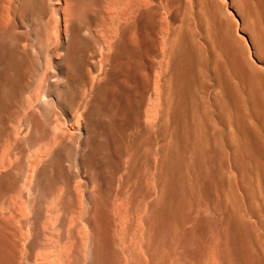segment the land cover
<instances>
[{"label": "rangeland", "instance_id": "374dc122", "mask_svg": "<svg viewBox=\"0 0 264 264\" xmlns=\"http://www.w3.org/2000/svg\"><path fill=\"white\" fill-rule=\"evenodd\" d=\"M8 1L0 0V30L3 27L14 28V33L27 30L12 14ZM90 1L89 9L79 16L84 30L77 34V45L83 52L75 65L76 81L66 82L60 70L54 69V75L63 78L67 89L57 90L51 85L55 79H44L40 72L43 63L20 68L25 70L19 80L22 93L7 91L5 97L0 76V97L8 99L0 104V178L4 180L0 186V250L12 264H44L48 255H57L59 264H86L90 248L88 229L83 223L90 193L95 197L97 211L105 217L110 237L115 227L111 215L127 208L129 215L136 218L150 206L154 196L149 184L157 155L159 122L145 118V112L153 106L150 98L156 76L168 65L163 57L165 37L169 38L168 52L185 51V39L192 37L205 56L196 65L182 59L183 89L179 100L170 74L165 72L161 78L162 87L168 90L163 110L167 117L164 141L168 160L166 183L154 206V227L164 249L159 264H203L208 251L216 247L220 238L226 210L222 203H214L204 178L199 177L196 182L180 180L176 162L185 154L188 168L189 154L197 151L206 159L213 149L210 127H223L224 135L232 138L244 161V172L264 205V129L247 101L243 70L229 65L218 41L224 17L217 16L213 0H142L150 14L139 23L132 14L121 13L125 0ZM242 1L247 6L249 24L259 35L258 51L264 72V7L258 0ZM60 2L58 13L64 8L63 0ZM38 3L42 7L36 10L34 24L39 29L40 39L47 50L64 56L56 38L49 36L56 13L49 7V0H38ZM68 4L70 14L77 2L69 0ZM197 5H200V20L197 19ZM169 11L176 12L175 20L171 21ZM19 18L27 19L25 15ZM183 24L190 32L180 30ZM203 35L211 42L208 52ZM17 37L13 32L9 36L12 42ZM152 40H156L155 49L149 44ZM239 40L248 51L247 39L239 36ZM107 42L108 88H114L120 82L130 87V109L112 136L108 135L107 124L101 123L96 128L94 142L84 153L89 164V170H85L80 167L79 155L86 141L84 124L87 121L80 118L75 125L76 113L84 105L81 100L85 90L93 80L100 79L101 48ZM130 43L137 44L138 49H130ZM20 45L25 47L27 43L21 41ZM212 60L216 62L215 78L209 69ZM93 65L96 66L94 74ZM13 74H17L15 69ZM252 74L264 95V76ZM68 92L75 94L72 105ZM44 93L50 99L58 94L59 102L46 105L43 112L34 113L32 103ZM212 98L221 105L224 116L221 120L226 126L218 120ZM210 107L212 123L208 117ZM98 109L108 121V101ZM25 116L32 121V127L26 124ZM250 125L261 138L262 146L248 131ZM60 155L63 161L57 169H45ZM228 165V160L224 162L217 158L213 169H226ZM235 176L230 174V181L235 182ZM38 177L45 179L44 187L36 183ZM26 188L32 191L30 196ZM225 198L227 211L235 218L228 235L233 262L240 264L247 260L250 264H264L262 233L253 221L239 218L244 209L236 205L230 190ZM192 222L195 223L193 230L190 229ZM188 241L190 246L186 247ZM106 249L103 264H125L114 245Z\"/></svg>", "mask_w": 264, "mask_h": 264}, {"label": "bare ground", "instance_id": "6f19581e", "mask_svg": "<svg viewBox=\"0 0 264 264\" xmlns=\"http://www.w3.org/2000/svg\"><path fill=\"white\" fill-rule=\"evenodd\" d=\"M60 1L61 0H49V7H51L57 16L54 20V27L49 36L53 35L56 38L57 46L64 53V56L57 52L54 54L53 52L47 50L40 39L39 29L34 24V15L36 10L42 7V5L38 3V0L8 1V6L12 14L15 15V17H18V22H21L23 28H26L27 30L21 32L19 31L17 33H14V28L8 30L3 27L0 30V39H4L0 41V76L3 80V88H5V97L7 91H10L11 93L23 92V90L19 87V80L25 74V70H21V67H29L32 65L36 66L43 63V69H41L40 72L44 75V79H55L54 82H51V85L56 87L57 90H60L61 88L67 89L63 78L68 83L76 81L77 75L75 72V65L79 56L83 52L77 45V34L78 32L84 30V24L80 21L79 16L84 10L89 9L90 0H75L77 2V6L74 10L71 9L73 11L70 12V14L67 12V5L71 4L70 2L68 4L69 0H63L64 8L60 11V13H58L61 6ZM258 1L260 5L264 7V0ZM213 2L217 6V16L223 15L224 17V19H222L223 27L222 30L219 31L218 35V41L221 45L224 56L231 67L238 66L241 70H243V76L247 84V101L252 107L254 117L264 129V95L252 74L255 72L264 76V72L262 71L263 61L258 51L259 35L254 30L253 26L249 24L247 6L242 0H224L223 3L218 0H213ZM125 11L137 18L139 23L145 16L150 14V11L143 6L142 0H125V3H123L121 7V13H125ZM197 11V19L200 20V5H197ZM22 15L27 17L26 21H22V19L19 18ZM165 16H167L166 13ZM168 16L171 21H173L176 18V12L169 11ZM180 30L187 31V33L190 32L189 28L187 29L184 24ZM12 32L13 35L18 36V39L14 42L10 41L9 38V36L12 35ZM240 33H244L246 36H242ZM239 36L247 39V44H249L248 51L242 47ZM164 40L166 44L163 57H165L166 61H168V65L165 67V71L160 70L159 75L156 76L154 93L150 98L153 106L145 112V118L153 119L159 122V141L156 145L157 155L155 158V167L152 171V177L149 184V190L154 198L149 204L150 206L136 218L129 215L127 208H123L121 211L111 215V217L115 219V227L113 235L110 237V234L106 229L105 217L97 211L95 197L93 196V193H90L89 196H87V211L83 223V226L88 229L87 239L90 248L88 262L86 264H103V257L107 254L106 248L109 245L115 246L116 252L122 255L125 264H159L163 259L164 249L162 246V240L157 235L154 227V206L166 183L168 160L167 145L164 141L166 135L165 122L167 121V117L163 112L168 99V90L162 87L161 78L165 72L170 74L174 92L179 100L183 89L182 59L185 58L191 65H196L199 61L201 62L205 56L203 55L204 51H200L194 43L192 37H186L185 51H181V49H179L177 52H168L166 45L169 44V38L166 36ZM202 40L203 43H205L207 48L206 51L208 52L211 48V42L204 35ZM21 41H25L27 45L25 47H21ZM149 44L155 49L156 40H152ZM114 45L115 43L112 47H114ZM129 48L138 49V46L137 44L134 45L130 43ZM100 58V79L98 81H91L92 85L85 90L82 96L81 101L84 105L76 113L78 120H76L75 125L79 123L80 118H85L87 121V123L84 124L86 141L83 145V151L79 155L80 167L85 170H89V164L85 159L84 153L88 149V145L94 140L96 128L101 123L107 124L108 135L112 136L116 129L122 125L123 120L130 109V87L125 85L123 82H120L116 87L108 88V42L107 44H103ZM42 59L43 61H41ZM215 66L216 62L212 60L209 65V69L211 70L213 77L215 74L213 71ZM55 67L60 70L63 78L59 79L54 75ZM13 69L17 71L16 75L13 74ZM92 73H96L95 65L92 67ZM67 95L69 103L72 105L75 99V94L73 92H68ZM120 96L121 98L119 99ZM5 97H0V104H4L8 101ZM107 101L108 109H110L108 111V121H106V118L99 113L98 109L100 105ZM58 102V94L53 96L52 99L48 98L45 93L41 94L32 103V111L34 113L37 111L43 112L46 105H56ZM212 102L216 106L218 120L221 124L225 125L222 121L224 116L221 105L213 98ZM208 112L210 114V116H208L209 122L212 123L213 115L211 107L208 108ZM27 116L30 115L28 114ZM176 120H179V114L177 115ZM25 121L29 127H32V121H30L28 117L25 118ZM250 126L251 128L248 127V131L256 137L255 140L257 143L260 142V146H262L263 142L261 138L258 137V135L256 136V130H254V132L252 128L253 126ZM147 128H150V125L147 126ZM210 130L212 135L210 143L213 148L212 152L206 156V159H203L198 151L192 152L189 154L190 161L188 168H186L185 165L186 155L182 154L180 159L176 162V171L179 179L185 182L188 180L196 182L199 177L204 178L209 185L210 194L214 203H222V206L226 210V219L221 229L220 238L216 243V247L208 251L203 264H235L230 256L228 240L229 226L233 223L235 218L233 214H230L229 211H227V201L225 195L228 190L231 191V194L234 195L236 205H240L244 209L239 218L242 221H253L257 229L262 233L263 237L264 205L244 172V161L234 145L232 138L224 135L223 127L218 129L210 127ZM217 158L224 160V162L228 160L229 168L223 169L221 167L218 170L213 169ZM62 161L63 157L60 155V157H57V159L45 167V169H49V167L57 169L58 164L62 163ZM210 168L212 169L210 170ZM230 174L236 175L235 182L230 181ZM88 176L90 178L91 173H89ZM3 183V178H0V186H2ZM36 183L40 187H44L45 179L43 177H38ZM27 194L28 196L32 194L30 188L27 189ZM194 228L195 223L192 222L190 229L193 230ZM185 246L189 247L190 241L186 242ZM262 252L264 255V248H262ZM111 260H113V258ZM58 262L59 260L57 255H48L44 259V264H59L60 262ZM0 264H12L4 257L1 250ZM240 264L250 263L245 260Z\"/></svg>", "mask_w": 264, "mask_h": 264}]
</instances>
